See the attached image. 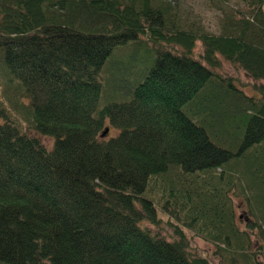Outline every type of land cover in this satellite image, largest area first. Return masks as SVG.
Returning <instances> with one entry per match:
<instances>
[{
    "label": "trees",
    "instance_id": "trees-1",
    "mask_svg": "<svg viewBox=\"0 0 264 264\" xmlns=\"http://www.w3.org/2000/svg\"><path fill=\"white\" fill-rule=\"evenodd\" d=\"M254 1L258 26L214 36L169 29L148 0H0V264H210L185 230L221 264H262L264 85L247 95L217 73L223 60L264 82ZM133 45L152 67L129 101L99 109L102 70ZM225 135L237 154L212 140ZM243 182L259 217L244 227Z\"/></svg>",
    "mask_w": 264,
    "mask_h": 264
},
{
    "label": "rangeland",
    "instance_id": "rangeland-1",
    "mask_svg": "<svg viewBox=\"0 0 264 264\" xmlns=\"http://www.w3.org/2000/svg\"><path fill=\"white\" fill-rule=\"evenodd\" d=\"M148 1L154 9L159 10L164 14L163 18L166 20L169 29H178L196 35L207 33L209 35L220 36L229 28L234 29L237 26H242V20L249 21L253 25L258 26L256 18L260 17V15L257 14L258 3L254 0ZM143 39H145V37H143ZM148 45L151 44L148 43ZM128 46L120 47L115 50V57L114 55L112 57L113 64L108 63L101 72L102 95L99 102V109H103L110 103L129 101L130 97L123 95V91L134 90V88L143 81L141 76L143 74L147 75L149 69L153 65V61L156 59V53H153L147 45L142 48L136 45ZM177 48L181 49L179 46ZM202 51V43H196L194 54L197 59ZM217 73L226 77H232L235 80L236 85L244 90L247 95H253V86L264 85V82L260 83L253 81L246 73L241 70H235L229 63L223 60L222 66L217 70ZM126 74H128L127 77H125ZM3 85L4 80L0 76V90L3 88ZM106 127L108 126H105V128ZM34 135L40 139L48 150H52L53 140L51 138L38 136L36 134ZM112 135H114L113 130L110 129L108 136L111 137ZM229 137L225 135L217 138V140L212 138V140L218 146L228 141L229 146H231L230 150L237 154L240 147L234 142L229 141L232 140ZM226 178L228 179V177ZM224 184H226V188H228L226 179ZM243 185H245V182H243L242 185L238 183L236 187H232V203L236 210V216L240 222H242L244 227L247 221L252 220L253 222H256L259 220V217L256 216L253 209H251L250 204L248 203L249 195L246 191H243ZM156 209L159 219L162 220V226L166 228L168 222L171 220L168 216L163 214L159 207H156ZM172 222L177 224L174 220ZM185 233L189 240L190 248L194 254L200 258L208 260L210 264H221V261L215 255L216 248L213 245L195 237L189 230H185ZM253 242V251L258 253L259 262L264 264V255L260 254L262 250H258L256 239H254Z\"/></svg>",
    "mask_w": 264,
    "mask_h": 264
},
{
    "label": "water",
    "instance_id": "water-1",
    "mask_svg": "<svg viewBox=\"0 0 264 264\" xmlns=\"http://www.w3.org/2000/svg\"><path fill=\"white\" fill-rule=\"evenodd\" d=\"M108 134H109V128H106L105 131L103 132V134L101 135V138L107 137Z\"/></svg>",
    "mask_w": 264,
    "mask_h": 264
}]
</instances>
